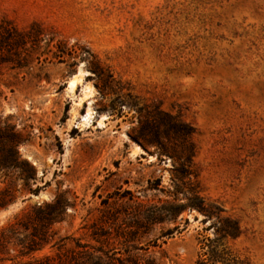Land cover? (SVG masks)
<instances>
[{
	"label": "rangeland",
	"instance_id": "rangeland-1",
	"mask_svg": "<svg viewBox=\"0 0 264 264\" xmlns=\"http://www.w3.org/2000/svg\"><path fill=\"white\" fill-rule=\"evenodd\" d=\"M0 22L28 41L0 63V128L22 141L15 166L0 171L10 199L0 237L48 204L58 215L36 253L0 239V264H57L77 243L195 264L206 239L230 227V264H264V0H0ZM90 62L118 82L113 92ZM165 114L194 130L190 160L163 127L154 142L150 124ZM199 200L211 215L185 208ZM166 206L175 214L146 221Z\"/></svg>",
	"mask_w": 264,
	"mask_h": 264
},
{
	"label": "trees",
	"instance_id": "trees-1",
	"mask_svg": "<svg viewBox=\"0 0 264 264\" xmlns=\"http://www.w3.org/2000/svg\"><path fill=\"white\" fill-rule=\"evenodd\" d=\"M27 43L28 41H26L25 35L18 34L6 22H0V63L7 62L5 60H7L8 58L10 59V51L14 46L22 50V52H25L26 49L24 48ZM59 45L60 43H57L56 48L59 47ZM86 54L89 58L92 59V55H90L88 52ZM66 55L70 60H73L77 56V54L72 50H70L69 53H66ZM26 66V63H21V61L17 59L15 63L16 68L21 69ZM89 66L96 77L105 78V85L108 86L111 92H113L112 85L118 84V82L114 81L108 69L99 67L95 62H90ZM164 116L167 118V122L158 120L152 121V123L150 124L155 128V131L153 133L154 142L156 144H159L158 129L159 127H163L164 134L166 135V137L168 136L167 139L171 136V139L174 142L181 141V145L187 146V148L189 147V153L186 155L185 159L190 160L193 154L190 152V146L194 130L190 125L185 124L184 122L176 120L175 118L170 117L166 114ZM21 142L22 141L19 134L7 128H0V171L6 172L8 169L15 166V161L18 158V146ZM9 202L10 199L5 200L0 198V209L4 208ZM185 208H194L196 211L203 215L212 214L211 207L203 204L202 200H199L196 203H190ZM33 212L37 215V217L30 220V218H28L27 216V218L29 219L27 223L16 222L10 224L8 227L9 235L7 236H4L3 233H1L0 239L7 240V244L11 239L16 240L13 244V247L18 248V253L20 254V256L31 255L43 248L41 242H43V240H46L47 232L51 229V225L56 222L58 216L54 213V206L51 204L44 206V208L35 209L33 210ZM174 214L175 213H173V211L171 210V206H166L160 209V213L157 211V213H154L153 215H151V217H147L146 221L150 225H154L162 223L163 221L167 220V217ZM29 229H31V232H29ZM168 234H170V231L167 230L165 231V233H162L161 236ZM237 234L238 229L236 227H230V229H217L215 231L216 237L213 240L206 239V243L202 248L204 251L198 256L195 264H230L231 260L228 259L229 253L221 244V239L224 237L223 235H227L232 238L236 237ZM19 235H21V237L17 239ZM39 235H41V238L38 237ZM91 236L98 240V235L96 233H92ZM37 240L42 241L39 242ZM54 245H56V243ZM62 246V244L59 245V248ZM89 250L90 248H88L87 245H80L77 243L74 249H70L62 254L63 259L61 258V256L57 257V264H156L151 259H146L144 260V262H139L138 260L130 256H126L125 258H116L114 254L108 255L107 253L99 250ZM12 251L14 250L12 249ZM125 252L127 253L128 251ZM66 253H69V256H66ZM24 264L52 263L51 258L43 257L41 259L28 261Z\"/></svg>",
	"mask_w": 264,
	"mask_h": 264
},
{
	"label": "bare ground",
	"instance_id": "bare-ground-1",
	"mask_svg": "<svg viewBox=\"0 0 264 264\" xmlns=\"http://www.w3.org/2000/svg\"><path fill=\"white\" fill-rule=\"evenodd\" d=\"M82 75V72L80 70L77 71L76 74L71 76L69 81L67 82V90L71 93L74 91V89L77 87V85L80 83V76ZM89 93V92H88ZM88 94L85 95L84 99L87 101ZM83 99V98H82ZM93 118V111L91 108H87L85 111L84 116H81V122L86 124ZM104 120V117L101 118V121Z\"/></svg>",
	"mask_w": 264,
	"mask_h": 264
}]
</instances>
